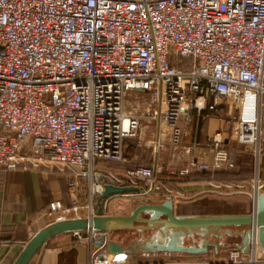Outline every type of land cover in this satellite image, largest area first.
Listing matches in <instances>:
<instances>
[{
	"label": "built area",
	"instance_id": "1",
	"mask_svg": "<svg viewBox=\"0 0 264 264\" xmlns=\"http://www.w3.org/2000/svg\"><path fill=\"white\" fill-rule=\"evenodd\" d=\"M129 93L145 96L146 120L168 128L167 143L184 164L179 177L236 171V150L225 147L219 132L207 137L210 156L184 142L193 115L221 118L223 105L237 115L233 139L251 147L258 166L264 0H0L1 170L56 167L70 173L75 184L85 181L89 217L95 215L93 198L105 186L136 188L133 196L157 194L173 202L156 176V162L122 172L98 168L100 161L123 163L126 141H142V117L124 112ZM157 132L155 152L163 147L164 131ZM263 193L257 179L252 209ZM82 209L77 202L54 200L44 216L62 221ZM249 231L247 254L230 249L223 262L195 264H260L263 247L255 223ZM72 234L85 242L88 264H173L111 255L109 232Z\"/></svg>",
	"mask_w": 264,
	"mask_h": 264
},
{
	"label": "crops",
	"instance_id": "2",
	"mask_svg": "<svg viewBox=\"0 0 264 264\" xmlns=\"http://www.w3.org/2000/svg\"><path fill=\"white\" fill-rule=\"evenodd\" d=\"M206 118L209 119L206 121L204 129H198L200 122H203ZM222 122L220 118L213 117V114H204L199 118L193 115L192 122L185 127L188 131L186 137L188 139L185 138V143L194 142L199 149L202 146L206 147L203 142L197 143V136L202 134L203 131L202 139L206 136L211 137L216 132L223 135L222 129H219L220 131L216 129L217 125L222 124ZM212 127L215 130L213 134H210ZM206 152H208L209 156L211 155L209 150L206 149ZM236 155L234 153L235 158ZM123 163H110V165L117 172H122L124 169L132 167L126 165V162ZM154 164L155 162L152 163V165ZM182 167H184V164L181 159L171 162V164H166L167 169L160 176V180L174 198L172 202L174 212H176L178 207L188 205L198 208L210 207L212 208L211 214L215 215H241L252 211L250 195L235 189L238 185L249 184L250 179H237V176H233L234 172H227L233 173L230 175L236 177L232 178L231 181L220 175L222 172L219 175L217 173L213 177L210 174L197 172L188 177H179L177 172ZM68 180L69 174L67 172H64V174L46 170L8 172L0 169V264H12L32 236L54 222L53 219L44 216L46 207L50 202L61 200L67 205L71 199L75 198L76 192L68 185ZM261 182L264 184V181ZM82 183H79V185L84 187V183ZM212 184L219 186L220 189H213L211 187ZM226 186L231 188L228 189ZM138 188L142 192L146 191L143 187ZM77 196V200L80 204H83L85 201L84 188L78 192ZM152 196L153 198H144L151 199L154 203L165 201L162 195L152 194ZM132 197L130 194L109 197L108 202L105 200L101 204L102 215H127L132 205L125 206L116 202L122 198L133 200L134 198ZM205 200L207 203H202ZM95 204L96 215L98 210L97 202ZM124 207L126 210L122 211ZM204 212L200 211L201 214ZM224 241L232 246L239 242L238 239H225ZM226 253L227 250L219 251L218 254L209 251L203 256L167 253L138 254L132 256V259H138L137 262L164 261L173 264L220 263L225 260ZM258 258L260 259V264H264V248L259 253ZM30 264H88L87 246L85 242L76 240L72 233L60 234L51 238L44 249L32 259Z\"/></svg>",
	"mask_w": 264,
	"mask_h": 264
},
{
	"label": "water",
	"instance_id": "3",
	"mask_svg": "<svg viewBox=\"0 0 264 264\" xmlns=\"http://www.w3.org/2000/svg\"><path fill=\"white\" fill-rule=\"evenodd\" d=\"M176 155L175 151L174 157ZM125 194H138V189L105 186L97 201L96 215L77 216L48 224L32 236L12 264H30L57 235L86 231H134L141 235L152 232L148 237L132 239L125 245L111 241L107 251L117 256L157 253L203 256L209 251L218 254L230 249L247 254L250 250L249 228L255 223L259 245L264 248V193L257 197L250 213L241 215H177L170 200L152 203L149 199L134 203L127 215L101 214L102 200L108 202L111 196ZM225 239H238L239 242L232 246L226 244Z\"/></svg>",
	"mask_w": 264,
	"mask_h": 264
},
{
	"label": "rangeland",
	"instance_id": "4",
	"mask_svg": "<svg viewBox=\"0 0 264 264\" xmlns=\"http://www.w3.org/2000/svg\"><path fill=\"white\" fill-rule=\"evenodd\" d=\"M186 68V67H185ZM186 86V84L184 83V87ZM149 106L147 103V100L145 99V96L143 95H135V94H126V98H125V104H124V112L125 114H131V115H138L141 116V140H127L126 141V148L124 149V159L126 162V165L130 166H136V165H143V166H151L153 162H156L157 165V171H156V176L157 178L160 180V176L163 175V173L165 172L166 168V164H171V162H174L177 158H179L178 155H176L174 157V153L175 151L172 152L173 148L167 143L168 138L165 136L168 132V128L166 126H164L163 124H157L155 122H151L146 120V116L148 114V110H149ZM222 112H221V120L223 121L222 124L217 125L216 129H222V131L224 132V134L222 136V139H224L225 141V147L228 148H234L236 151V162L238 165V171L242 172V177H244L245 179H250V183L244 185V188L241 190L244 193H247L250 195L251 197V193H252V187L254 185V182L258 180L263 181L264 180V125H262V136H261V145H260V159H259V164L258 166H255L254 163V159L251 153V147H246V146H242L239 145L235 142V140L233 139V134H234V124L237 120V115L235 113H233V110H229V106L227 105H223L222 106ZM230 114V115H229ZM212 116V115H211ZM210 116V117H211ZM217 117L219 118L218 114H213V117ZM145 118V119H144ZM209 119V118H208ZM208 119L206 118L202 123L200 122L199 124V128L198 129H204V127L206 126V121H208ZM161 128L164 133L163 135L160 137L162 143H163V147L158 151L155 152L153 150V144H154V139H157L158 137V129ZM201 129V130H202ZM214 127L211 128L210 130V134L214 133ZM220 131V130H219ZM204 132V131H203ZM200 134L199 136H197V143L203 142L205 144H207V136L203 138V133ZM215 134V133H214ZM168 136V134H167ZM214 136V135H212ZM188 139V138H186ZM187 141V140H186ZM185 142V140H184ZM140 143V146H138ZM191 143V142H190ZM201 150H205V149H209L207 147H200ZM173 154V157H172ZM124 162V163H125ZM123 163V164H124ZM98 168H101L102 170L104 169H114L112 168V166L110 164H105L104 162L100 161ZM171 168V167H170ZM32 172H37V171H51V172H57L58 174H64V171L59 170L56 167H51L50 169H45V168H37V169H33L30 168ZM115 170V169H114ZM116 171V170H115ZM117 172V171H116ZM68 173V172H67ZM69 174V180H68V185L75 190L76 192V196L75 198L71 199L70 203L67 205H70L71 202H77L80 207H82L83 209L81 210V213L79 214V216H83L85 217L86 214V207H88L89 205V189L87 187V185L85 184L86 182L84 181V187L80 186L79 184H75L76 180L72 177V175L70 173ZM82 183V182H79ZM82 183V184H83ZM263 183V182H261ZM84 188L85 190V203L83 202V204H80V202L77 200L78 196V192L81 191ZM78 191V192H77ZM134 195V194H133ZM131 195V196H133ZM100 196V195H98ZM98 198H93L94 203H93V208L95 210V203L98 201ZM132 198H138L135 202H133V200L128 199V198H122V199H118L117 200V204H121V205H132L133 203L138 204L142 201H144V197L142 196H133ZM139 198H144L139 199ZM105 200H102L100 202V204H102V202H104ZM194 209V208H193ZM125 207L122 211H125ZM132 210V208L130 209V211ZM195 210V209H194ZM192 209L186 210V211H194ZM185 209L183 207H178L176 209L175 214L177 215H186V214H182L184 212H186ZM195 211H204L202 209H196ZM77 216H71L69 219L71 218H75ZM151 233L147 232L144 233L143 235L138 234L134 231H119V232H114L112 233V241H115L117 243L123 244L125 245L128 241L132 240V239H136L139 238L141 236L144 237H148ZM228 251V250H227ZM138 259H134L135 262H137Z\"/></svg>",
	"mask_w": 264,
	"mask_h": 264
},
{
	"label": "trees",
	"instance_id": "5",
	"mask_svg": "<svg viewBox=\"0 0 264 264\" xmlns=\"http://www.w3.org/2000/svg\"><path fill=\"white\" fill-rule=\"evenodd\" d=\"M187 65H183L182 66V68H185ZM202 123V122H201ZM236 153V152H235ZM233 174V173H225V172H222V173H220V175H223L224 176V178H226V180H228V181H231L232 180V178H236V177H232L231 175ZM217 175H219V173L217 174ZM230 175V176H229ZM233 176H237V179H240V178H242V179H245L244 177H242V172L241 171H238V168H237V171L236 172H234V174H233ZM217 177V176H216ZM264 181V180H263ZM204 202H206V200L205 201H202V203H204ZM207 203V202H206ZM205 205V204H204ZM203 206V205H202ZM184 209H185V211L186 210H189V209H192V210H196V209H202V210H204L205 212L204 213H200L199 211H186V212H184V213H182V214H186V215H215V214H211V210H212V208H210V207H196V206H194L193 207V205H188V206H185V207H183ZM194 208V209H193ZM101 214H102V206H101ZM216 215H221V214H216Z\"/></svg>",
	"mask_w": 264,
	"mask_h": 264
},
{
	"label": "flooded vegetation",
	"instance_id": "6",
	"mask_svg": "<svg viewBox=\"0 0 264 264\" xmlns=\"http://www.w3.org/2000/svg\"><path fill=\"white\" fill-rule=\"evenodd\" d=\"M138 198H135V199H133V202H134V200H135V202H136V200H137ZM139 199H144V198H139ZM150 200V199H149ZM145 201H148V199H144V201H142V202H145ZM152 203H154L152 200H150ZM134 206V203L132 204V207ZM129 214V213H128ZM149 233H152V232H149Z\"/></svg>",
	"mask_w": 264,
	"mask_h": 264
}]
</instances>
